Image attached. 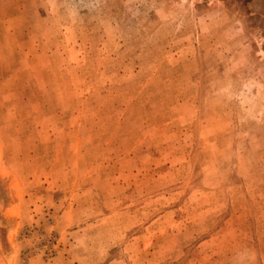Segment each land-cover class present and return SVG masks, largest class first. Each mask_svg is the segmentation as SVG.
Here are the masks:
<instances>
[{
    "label": "rangeland",
    "instance_id": "rangeland-1",
    "mask_svg": "<svg viewBox=\"0 0 264 264\" xmlns=\"http://www.w3.org/2000/svg\"><path fill=\"white\" fill-rule=\"evenodd\" d=\"M0 264H264V0H0Z\"/></svg>",
    "mask_w": 264,
    "mask_h": 264
}]
</instances>
